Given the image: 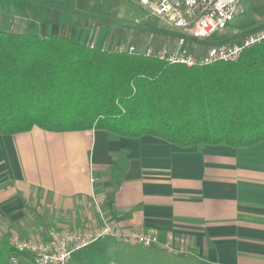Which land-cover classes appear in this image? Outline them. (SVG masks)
Returning a JSON list of instances; mask_svg holds the SVG:
<instances>
[{
    "label": "crops",
    "instance_id": "obj_1",
    "mask_svg": "<svg viewBox=\"0 0 264 264\" xmlns=\"http://www.w3.org/2000/svg\"><path fill=\"white\" fill-rule=\"evenodd\" d=\"M67 1L0 0V30L102 46L104 36L89 38ZM121 157L128 167L118 182L111 167ZM106 186L110 223L123 233L117 239L134 246L142 244L136 235L156 238L145 263L264 264V140L181 147L153 135L39 126L0 134V237L10 242L98 228L95 201ZM93 244L73 251L66 264L85 259Z\"/></svg>",
    "mask_w": 264,
    "mask_h": 264
},
{
    "label": "trees",
    "instance_id": "obj_2",
    "mask_svg": "<svg viewBox=\"0 0 264 264\" xmlns=\"http://www.w3.org/2000/svg\"><path fill=\"white\" fill-rule=\"evenodd\" d=\"M39 126L153 135L181 147L264 140V42L238 60L188 66L54 34L0 30V134ZM111 167L123 180V157ZM19 254L0 237V264Z\"/></svg>",
    "mask_w": 264,
    "mask_h": 264
},
{
    "label": "built area",
    "instance_id": "obj_3",
    "mask_svg": "<svg viewBox=\"0 0 264 264\" xmlns=\"http://www.w3.org/2000/svg\"><path fill=\"white\" fill-rule=\"evenodd\" d=\"M156 15L179 30L180 37L175 49L148 47L143 53L156 56L171 63L188 66L208 65L219 61L238 60L245 49L256 47L264 42V27L254 29L238 40L216 43L206 52L197 55L185 48L191 40L210 38L220 31L232 27L229 23L234 17L242 15V0H139ZM234 28V27H233ZM239 29L235 28V32ZM120 51L137 52L136 48H123ZM123 237V233L111 223H101L96 229L52 230L47 239L35 240L14 236L12 244L19 254H13L10 264H66L72 252L97 242L103 237ZM144 246H151L156 241L153 235H136Z\"/></svg>",
    "mask_w": 264,
    "mask_h": 264
},
{
    "label": "rangeland",
    "instance_id": "obj_4",
    "mask_svg": "<svg viewBox=\"0 0 264 264\" xmlns=\"http://www.w3.org/2000/svg\"><path fill=\"white\" fill-rule=\"evenodd\" d=\"M67 2L72 8L69 10L79 16V23L84 26V33H88L89 38L104 36L102 46L100 45L104 49L112 51L120 47L127 49L134 47L138 52H144L150 44L154 50H160L169 48L172 44L175 45L180 37L179 30L166 20L153 15L150 9L142 5L139 0H68ZM242 9L243 13L255 15L258 23L236 32L235 28L229 27L227 31L217 32L205 40H196L197 46L194 43L187 44L190 51L200 55L205 48L213 44L238 40L248 32L264 26V0H242ZM72 19L75 17L73 16ZM150 39L152 43L149 42ZM94 43L93 46H99L96 42ZM108 188V186L104 188L103 198L95 201V207L100 212L101 223L111 221L105 202H108L107 198H110ZM151 248L139 243L133 246L130 242L119 241L115 236H106L89 247V254L85 259L80 261L73 259L69 264H148L145 262L151 261H146L145 256L151 253ZM150 264L169 263L154 260Z\"/></svg>",
    "mask_w": 264,
    "mask_h": 264
},
{
    "label": "water",
    "instance_id": "obj_5",
    "mask_svg": "<svg viewBox=\"0 0 264 264\" xmlns=\"http://www.w3.org/2000/svg\"><path fill=\"white\" fill-rule=\"evenodd\" d=\"M229 23L232 27L243 30L256 25L258 23V19L250 13H244L242 15L234 17L229 21Z\"/></svg>",
    "mask_w": 264,
    "mask_h": 264
}]
</instances>
